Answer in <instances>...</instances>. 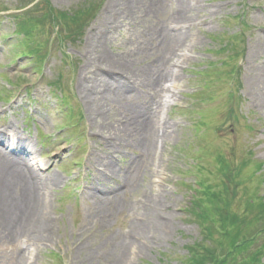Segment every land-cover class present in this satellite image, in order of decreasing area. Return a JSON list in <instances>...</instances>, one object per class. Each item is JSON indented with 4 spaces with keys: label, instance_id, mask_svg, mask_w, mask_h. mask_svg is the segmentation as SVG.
I'll use <instances>...</instances> for the list:
<instances>
[{
    "label": "rangeland",
    "instance_id": "rangeland-1",
    "mask_svg": "<svg viewBox=\"0 0 264 264\" xmlns=\"http://www.w3.org/2000/svg\"><path fill=\"white\" fill-rule=\"evenodd\" d=\"M40 1L0 0V151L57 181L39 214L34 193L0 170V264H118L125 244L135 245L130 264H184L201 238L197 182L221 174L231 214L255 196L264 205V0H199L178 27L187 60L153 163L139 121L158 100L162 35L176 27L178 0ZM46 7L86 14L83 28L61 43L49 24L31 41L17 34V8L21 23ZM229 39L241 51L232 66L220 53ZM5 204H18L11 216ZM32 225L41 229L24 232Z\"/></svg>",
    "mask_w": 264,
    "mask_h": 264
},
{
    "label": "trees",
    "instance_id": "trees-1",
    "mask_svg": "<svg viewBox=\"0 0 264 264\" xmlns=\"http://www.w3.org/2000/svg\"><path fill=\"white\" fill-rule=\"evenodd\" d=\"M35 1L37 0H29L30 3ZM40 3L32 9L40 6ZM35 13L37 10L29 12L33 15ZM84 15L86 14L82 12L60 13L46 7L38 18L28 16L23 18L21 23L18 21L17 34H23L25 39L31 41L39 27L41 29L43 25L49 24L51 33L55 32L56 28L61 29V33L57 34L58 42L61 43L65 38H72V30L81 31ZM49 41L50 39H47L43 45L48 46ZM231 45L227 42L223 51H228ZM39 48L40 46L31 50L38 56L41 51ZM30 56L34 58L32 54ZM228 59V62L234 61L233 57ZM219 183H199L191 199V212L197 217L202 239L188 249L189 257L184 264H263L264 205L260 201H248L245 213L240 211L239 214H231L224 194L219 189H212Z\"/></svg>",
    "mask_w": 264,
    "mask_h": 264
},
{
    "label": "bare ground",
    "instance_id": "bare-ground-1",
    "mask_svg": "<svg viewBox=\"0 0 264 264\" xmlns=\"http://www.w3.org/2000/svg\"><path fill=\"white\" fill-rule=\"evenodd\" d=\"M198 1L199 0H197V2L196 0H178L179 8L176 11L177 16H175L173 21L176 27L173 29V33L172 31H167L166 33H164V35H162L164 37V55L161 58L163 69L158 70L154 77V84L156 85L155 89L158 92V100L155 102V107L150 108L145 116L139 121V129L141 130L144 137L145 146H147V150L149 151L147 153V157L149 158L148 163L149 161L151 163L155 161L159 143H163L169 135L170 126L166 122H162L161 113L163 112V108L169 105L171 100L175 97V93L178 90L177 86L179 83V77L176 76V69L180 67V64L184 63L187 60V57L185 56L187 55L185 53V47L187 46L186 36L184 35L185 33H183V30L179 28L181 24L183 25L184 23H192L194 15L193 13L197 12ZM15 139L16 141H18V143L23 142L21 138L15 137ZM21 148L23 155H26L29 158L32 157L31 151L26 149L25 144ZM28 166L29 165L26 161H16L11 157V155L0 151V170H3L7 175L10 181L8 182L10 183L9 186H11L12 183H19L22 187H24V189L26 188L27 192L34 193L35 197L39 199L37 205L38 208L36 209V211H38L39 214H42V207H44L45 204V189L53 186L57 181V177H50L45 179L44 181L39 180L38 177H36V175L32 172L31 168ZM5 186H3V188H5ZM1 196L3 197L5 195L0 194V197ZM4 198H6V196ZM17 205L18 204L8 206L7 204H5L6 209H4L3 215H5L6 217L7 215L11 216L13 213V208H15ZM161 222L163 233H165L168 231V221L161 218ZM44 223H46L45 220ZM32 227L34 228H27L24 230V232L29 233L32 229H41V227L37 225H32ZM145 230L146 229L143 227L140 229V232L144 233ZM134 240L137 246L142 248L144 247L142 246L144 245V242H141L139 237H134ZM125 245L126 247L120 257V261L118 262V264H130L131 259L134 256L133 247L135 245ZM141 251L142 250H140L139 252Z\"/></svg>",
    "mask_w": 264,
    "mask_h": 264
}]
</instances>
